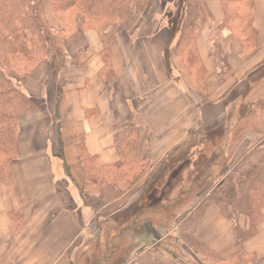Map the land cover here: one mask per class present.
<instances>
[{"label":"crops","instance_id":"1","mask_svg":"<svg viewBox=\"0 0 264 264\" xmlns=\"http://www.w3.org/2000/svg\"><path fill=\"white\" fill-rule=\"evenodd\" d=\"M253 1L257 49L244 57L237 40L229 34L222 35L228 44L231 68L222 80L214 68L210 36L223 15L218 0L208 1L213 22L204 26L196 40L208 87L205 103L194 92L184 89L179 77H174L175 69L167 58L178 33L168 30L169 20L161 27V20L142 19L133 32L120 35L110 26L77 32L64 42L66 65L59 56L55 72L43 62L24 79L23 91L34 107L20 119L18 158L0 181V264H73L72 251L85 247L87 234L97 233L102 226L98 221L133 210L140 201V188L152 171L166 164L167 156L176 147L187 138L196 139L198 128L214 126L221 116L227 120L225 107L221 108L218 100L264 64V0ZM106 47L111 52L113 74L108 85L99 77L103 68L100 52ZM58 84L61 95L56 117ZM216 88L223 91L217 94ZM136 116L143 130L138 131L131 155L143 173L134 188L117 192L108 186L98 191L92 189L90 194L82 193L79 188L85 184V170L78 148L83 146L101 166L117 163L114 140ZM229 138L230 134L219 151L224 159L241 151L228 150ZM199 149L187 153L193 156V150ZM191 161L188 165L193 168L197 163ZM158 181L160 186L169 181L178 192L163 198L165 206L155 209L178 217L176 213L183 207L184 197L188 198L183 178L167 183L162 178ZM150 209L143 207L141 212L155 210ZM139 214L140 211L134 213L132 219ZM150 233L143 226L142 234L147 237ZM179 238L189 239V245H204L222 259L237 253L246 255L234 264H264V221L252 238L239 243L232 222L222 218L214 205L205 211L194 233Z\"/></svg>","mask_w":264,"mask_h":264},{"label":"trees","instance_id":"2","mask_svg":"<svg viewBox=\"0 0 264 264\" xmlns=\"http://www.w3.org/2000/svg\"><path fill=\"white\" fill-rule=\"evenodd\" d=\"M208 1L184 0L181 10L177 8L175 12V19L169 20L170 26L173 24L177 28L178 38L168 53L167 60L180 74L182 69L186 70L190 90L199 96L202 103L208 100V87L204 82L205 70L196 40L204 26L213 22ZM149 2L150 0H0V181L7 174L8 166L18 158L20 119L34 107L23 91V78L42 62L48 64L51 72H55L59 56L63 57V64L66 65L68 60L64 42L76 32L98 30L107 24L115 26L116 35L133 32L146 14ZM218 2L223 19L214 27L210 43L214 68L219 80H222L231 71L228 44L222 40L223 33L227 32L237 40L244 57L256 50L257 33L253 27V0ZM46 5L59 25L57 30L51 27L46 17ZM100 56L103 68L99 77L104 85H108L113 79L109 47L104 48ZM22 66L28 72L21 70ZM60 95L61 88L58 84L56 117ZM140 130H143L142 122L137 116L124 126V131L114 140L119 160L110 166H101L83 146L78 148L79 159L85 170V184L79 188L82 193L90 194L92 189L98 191L101 187L108 186L117 192L134 188L138 179L131 178L130 175L138 169L143 170L131 155ZM58 139L63 157L61 138ZM230 156L223 160V166H226L218 183L196 198L184 218L195 219L194 233L205 211L214 205L222 218L232 222L236 240L244 243L256 234L257 227L264 221V137L234 154L233 159ZM62 162L68 174V167L64 160ZM170 168L167 165L165 171ZM160 187L162 186L158 181L154 188ZM163 187L165 190L171 188L170 183ZM196 248L200 249V258L211 264H234L246 258L244 253H237L228 259H222L205 246L196 245ZM145 263L164 264L153 256L146 259Z\"/></svg>","mask_w":264,"mask_h":264},{"label":"rangeland","instance_id":"3","mask_svg":"<svg viewBox=\"0 0 264 264\" xmlns=\"http://www.w3.org/2000/svg\"><path fill=\"white\" fill-rule=\"evenodd\" d=\"M183 5L184 0H150L142 19L161 20L160 26L164 27V21L175 19L177 8L181 10ZM45 13L51 27L57 30L59 25L50 14L47 5ZM172 26L168 25V30L176 35L177 28L173 24ZM113 29L115 26H110V30ZM227 34V32L223 33L226 36ZM37 66L23 78V82ZM24 68L25 66H22L20 69L28 70ZM185 72V69L181 70L185 82L178 70H175L174 77H179L183 88L190 90ZM214 91L220 94L223 90L216 88ZM218 104L221 108L225 107L227 120L225 121L221 116L214 126L198 128L196 140L187 138L183 144L176 147L174 152L167 156L166 164H160L158 169L152 171L151 177L140 188L138 192L140 201L135 204L133 210L118 212L111 218L98 221V225H102L98 227V232L87 234L85 247L83 245L82 248L72 251L73 264H144L151 256L164 264H211L200 258V249L196 248V244L187 243L190 240H186L185 236L188 237L194 231L195 219L188 220L184 217L193 206V202H196V198L207 192L206 190L213 184L218 183V178L224 173L226 164L223 166L224 157L219 151L226 136L230 134L229 151L245 150L253 142L264 137V64L258 65L248 73L240 84L218 100ZM193 133L195 132L192 131ZM197 148L200 149L193 150V156L187 153ZM233 155L230 158L236 156ZM191 159V163H197L193 168L188 165ZM167 165L171 167L170 172L165 171ZM142 173L143 171L138 169L130 177L139 179ZM180 177L186 185L184 189L188 191V198L184 197L183 207L176 213L178 217L166 216L155 208L165 206L167 202H162L163 198L173 197L176 191L178 192V188L175 190L171 186L170 189L165 190L163 186L158 189L154 187L159 178L167 183L168 180ZM143 207L155 210L141 212ZM139 211V217L132 219L133 214ZM143 226L152 232L150 236L146 237L142 234ZM180 235H184L185 239L181 240Z\"/></svg>","mask_w":264,"mask_h":264}]
</instances>
